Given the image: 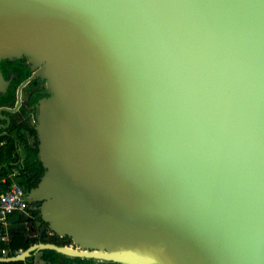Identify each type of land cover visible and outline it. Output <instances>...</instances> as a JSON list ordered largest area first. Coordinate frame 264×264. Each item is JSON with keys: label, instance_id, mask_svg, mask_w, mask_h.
<instances>
[{"label": "water", "instance_id": "1", "mask_svg": "<svg viewBox=\"0 0 264 264\" xmlns=\"http://www.w3.org/2000/svg\"><path fill=\"white\" fill-rule=\"evenodd\" d=\"M20 58L0 119L44 80L26 198L72 244L0 262L264 264V0H0V61Z\"/></svg>", "mask_w": 264, "mask_h": 264}, {"label": "trees", "instance_id": "2", "mask_svg": "<svg viewBox=\"0 0 264 264\" xmlns=\"http://www.w3.org/2000/svg\"><path fill=\"white\" fill-rule=\"evenodd\" d=\"M26 62V61H25ZM0 70L4 76L7 78L9 71L12 70L14 73L18 74L17 80H15L7 89L5 94H0V107L1 106H13L16 101V86L23 80H25L30 75V70L28 66L24 65V59L20 60H2L0 61ZM44 81V80H43ZM49 93L46 87H36L32 90L28 103L31 106H35L37 101L42 96H48ZM26 113L29 112L25 107L23 108ZM3 115H6L10 119V124L6 126H0V144L4 141V144L0 145V166H5L0 170L1 174L8 175L9 171L12 169L13 162L16 160L13 156L18 150L17 145L25 144L27 149L30 150V156L26 160L25 169L26 173L20 174L15 180L24 186L26 190L31 187H34L40 177L43 174V168L40 162L37 159L38 154V140L35 132V125H30L29 122H19V119L16 116H12L10 113L2 112ZM30 138V139H28ZM30 142V143H29ZM3 163H5L3 165ZM5 171V172H4ZM11 179V178H10ZM9 180V179H8ZM11 183V182H9ZM8 183V184H9ZM35 204H32L30 207V213L37 216V211L33 209ZM36 207V205H35ZM37 240L31 239L28 241L25 239L23 234H17L15 238L10 242V246L16 250H25L28 246L35 243ZM51 241V240H50ZM42 253V259L48 262V264H74V262L82 264H90L91 261H82L80 259L68 258L62 256L61 254L53 250H44ZM28 260V259H27ZM19 261V262H9L0 264H31L29 261Z\"/></svg>", "mask_w": 264, "mask_h": 264}, {"label": "crops", "instance_id": "3", "mask_svg": "<svg viewBox=\"0 0 264 264\" xmlns=\"http://www.w3.org/2000/svg\"><path fill=\"white\" fill-rule=\"evenodd\" d=\"M31 122H32V119H31ZM2 124L8 125L6 120L0 119V125ZM2 144L4 143H1L0 145ZM17 147H18V150L15 153V156H13L16 160L13 162V164L20 162V161L25 163L28 157L30 156L31 152L29 149H27L25 144H19L17 145ZM4 164L5 163H3V165ZM5 166H0V170L3 169V167L5 168ZM13 181L14 179L12 178L10 179L9 175L7 174L4 175L0 173V193L7 189V186L10 184L9 182H13ZM39 222H41V220L35 215H33V213L31 214L30 212H29V216H24L18 212H15L12 214H8L4 218V220H0V236H4V239L0 240V257L11 256V255H15L16 253L22 252V250L20 249L14 250L10 246V242L15 238L17 234H23L25 239L28 241H31V239L37 240L36 236L38 232L31 233L33 231L31 229H33L34 225H35V228H37ZM36 242H41V240L40 241L37 240ZM27 261H29L31 264H48L47 261L42 259L41 252L34 254L33 256L28 258Z\"/></svg>", "mask_w": 264, "mask_h": 264}, {"label": "built area", "instance_id": "4", "mask_svg": "<svg viewBox=\"0 0 264 264\" xmlns=\"http://www.w3.org/2000/svg\"><path fill=\"white\" fill-rule=\"evenodd\" d=\"M24 107L29 111H34L35 106H31L28 100H23ZM32 122H35V117L33 116ZM4 143V141L2 142ZM26 173L25 165L23 162H17L13 165L12 169L9 171L10 178L14 179L7 189L0 193V220L8 214L18 212L24 216H29V210L31 203L28 202L26 198L27 190L23 185L19 184L15 179L20 176V174ZM51 235V233H49ZM4 236H0V240H3Z\"/></svg>", "mask_w": 264, "mask_h": 264}, {"label": "flooded vegetation", "instance_id": "5", "mask_svg": "<svg viewBox=\"0 0 264 264\" xmlns=\"http://www.w3.org/2000/svg\"><path fill=\"white\" fill-rule=\"evenodd\" d=\"M20 59H24V65L29 67V64H28V62H27V60L25 58H20ZM20 59H17V60H20ZM30 76H31V71H30V75L25 80H27ZM9 78H11V81H10V84H9V86H10L15 80H17L18 74L17 73H14L12 70H10L9 71V75H8V77L6 79H9ZM25 80L21 81L16 86V92H17L18 87L20 86V84L23 83ZM44 84H45V82L42 79H40V78H32L31 80H29V82L25 85V87L22 88V98H23V100H26V99L28 100L29 97H30V94H31L32 90H34L36 87H43V86L45 87ZM26 89H28V91H26ZM22 108H24L23 102H22L21 106L18 108V110H16L15 112H10V114L12 116H17L18 113H20V111H21ZM17 118L19 119V122H23L24 121V119L23 118H19V116H17ZM0 126H6V125L5 124H2ZM34 228H35V225H34L33 229H31V230H33L31 233L38 232V234H39V232L45 231L46 226L44 225V223L39 222L38 227L35 228V229ZM63 239L64 240L62 242H57V241H53V242H55L57 244H67V245H70L71 244V241H68V240H70L69 238H63ZM85 260L86 261H91L90 264H92L94 262L93 260H89V259H83L82 261H85ZM74 264H82V263H80V262L79 263L74 262Z\"/></svg>", "mask_w": 264, "mask_h": 264}, {"label": "rangeland", "instance_id": "6", "mask_svg": "<svg viewBox=\"0 0 264 264\" xmlns=\"http://www.w3.org/2000/svg\"><path fill=\"white\" fill-rule=\"evenodd\" d=\"M45 85V84H44ZM26 91H28V89H26ZM35 115V112L34 111H26L22 108L20 113H18L17 116H19V118H23L24 119V122H29L30 125H33L34 123L31 122V118ZM16 116V117H17ZM35 208V205L34 207ZM37 223V222H36ZM51 231L49 229H45V231L43 232H39V234H37V240L38 241H57V242H62L64 239L63 238H67V237H60V236H57V235H49ZM68 241H71V240H68ZM38 243V242H36ZM72 244V242H71Z\"/></svg>", "mask_w": 264, "mask_h": 264}, {"label": "bare ground", "instance_id": "7", "mask_svg": "<svg viewBox=\"0 0 264 264\" xmlns=\"http://www.w3.org/2000/svg\"><path fill=\"white\" fill-rule=\"evenodd\" d=\"M79 249V248H78Z\"/></svg>", "mask_w": 264, "mask_h": 264}]
</instances>
